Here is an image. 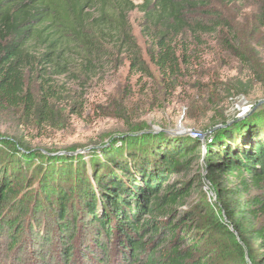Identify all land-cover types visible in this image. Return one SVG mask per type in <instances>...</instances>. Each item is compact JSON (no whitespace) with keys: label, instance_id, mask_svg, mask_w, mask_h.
Segmentation results:
<instances>
[{"label":"trees","instance_id":"1","mask_svg":"<svg viewBox=\"0 0 264 264\" xmlns=\"http://www.w3.org/2000/svg\"><path fill=\"white\" fill-rule=\"evenodd\" d=\"M246 7L256 35L264 0H0V111L27 134L58 129L90 109L93 81L120 59L151 79L135 9L162 83L185 75L206 36L246 62L231 41L243 39ZM130 128L89 162L0 134V253L21 264H264V111L214 130L201 155L198 138Z\"/></svg>","mask_w":264,"mask_h":264},{"label":"rangeland","instance_id":"2","mask_svg":"<svg viewBox=\"0 0 264 264\" xmlns=\"http://www.w3.org/2000/svg\"><path fill=\"white\" fill-rule=\"evenodd\" d=\"M231 9L237 13L239 7ZM243 12L245 16H239L236 21L239 27L244 28L241 35L243 39L238 43L232 38L231 41L233 47L241 46V51L247 57L246 62L240 61L232 49L226 50L214 36H206L199 47L201 51L198 59H194L193 65L182 78L167 85L162 83L158 71L149 59V44L140 30L142 14L133 10L129 13V25L150 70L151 79L142 78L137 81V76L128 72V62L120 59L117 69L99 74L93 81L88 90L90 109L82 117L73 115L67 117L61 128L33 130L27 134L28 130H23L19 125L15 111H0V134L25 138L33 148H40L49 155L73 148L93 147L78 153L89 162L95 155L101 157L103 150L112 146H124L112 140L130 132V127L137 131L158 129V132L152 134L165 139L198 131L201 133V155L206 140L213 139V128L218 124L219 115L226 117L245 101L253 104L254 108L259 101L264 100V29L259 30L256 35L252 33L253 9L246 7ZM255 39L258 41L257 45H253ZM238 82H249L248 87L244 92L234 91L231 94V88L242 86ZM261 111H264V102L239 121L249 120ZM119 113L126 119H118ZM127 117L130 122H125ZM199 161L200 159L195 162ZM207 185L206 183L202 189L212 202L214 194ZM0 254V264L26 262L22 257L21 260L24 261L11 260L12 256L3 249Z\"/></svg>","mask_w":264,"mask_h":264},{"label":"water","instance_id":"3","mask_svg":"<svg viewBox=\"0 0 264 264\" xmlns=\"http://www.w3.org/2000/svg\"><path fill=\"white\" fill-rule=\"evenodd\" d=\"M264 100L259 101L254 108L253 104L245 101L244 103H241L239 106H237L231 113H229V115H227L224 118V121L219 122L217 125L214 126L213 130L219 129V128H223L226 127L230 124H233L235 122H238L239 120L242 119V117L245 114H249L251 112L252 109H255L256 107H258L259 104L263 103ZM159 130H155V131H148V130H143V131H139L138 133L135 134H143V133H152V132H158ZM133 135V134H130ZM101 146V145H98ZM93 149V147H88V148H81V149H75L73 151H59L57 154H64V155H76L82 151H86V150H90Z\"/></svg>","mask_w":264,"mask_h":264},{"label":"built area","instance_id":"4","mask_svg":"<svg viewBox=\"0 0 264 264\" xmlns=\"http://www.w3.org/2000/svg\"><path fill=\"white\" fill-rule=\"evenodd\" d=\"M200 132H198V131H194L192 134H190V136H192L193 138H198V139H200L199 137H200ZM205 144H206V142H205ZM205 150H206V145L203 147V150H202V154L205 152Z\"/></svg>","mask_w":264,"mask_h":264}]
</instances>
